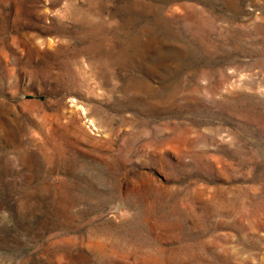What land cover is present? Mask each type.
Here are the masks:
<instances>
[{"label":"rangeland","instance_id":"1","mask_svg":"<svg viewBox=\"0 0 264 264\" xmlns=\"http://www.w3.org/2000/svg\"><path fill=\"white\" fill-rule=\"evenodd\" d=\"M0 264H264V0H0Z\"/></svg>","mask_w":264,"mask_h":264}]
</instances>
